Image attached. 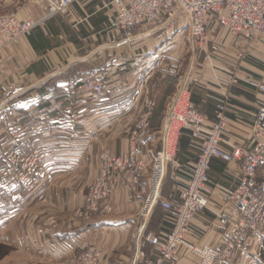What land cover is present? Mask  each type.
<instances>
[{"label": "crops", "instance_id": "crops-1", "mask_svg": "<svg viewBox=\"0 0 264 264\" xmlns=\"http://www.w3.org/2000/svg\"><path fill=\"white\" fill-rule=\"evenodd\" d=\"M113 1L77 0L66 13L55 15L19 45L0 53V131L19 133L13 142L16 151L38 149L41 153L32 195L27 198L33 197L34 207L37 201L49 207L47 211L33 208L31 220L20 221L26 225L24 230L17 228L1 243L28 253L36 264H65L72 254L89 246L106 249L101 264H149L156 259L158 251L138 239L147 176L133 190L121 179L106 202L111 212L93 215L89 220L79 218V214L90 185L100 177L101 154L128 157L135 148L137 159L148 162L149 151L160 150L165 120L186 80L192 104L207 114L209 122L215 121V110L229 94L226 114L230 126L222 143L227 151H231L230 146L249 148L255 116L264 110V95L258 91L264 85L263 41L253 42L241 59L245 45L234 47L236 41L225 31L211 30V48L207 49L212 52L211 58L193 57L185 64L184 38L177 36L174 43H159L154 37L158 25H150L147 30L141 27L142 33L135 31L139 28L125 32L118 29ZM46 3L0 0V16L17 7V11L24 9L22 12L40 17ZM233 76L239 81L237 85L230 83ZM87 78L103 79L105 94L81 97L78 89ZM53 99L62 102V111L54 113L48 123L37 124L38 112ZM147 112L151 113L147 131L133 143L136 124ZM96 133L100 137L92 141ZM10 137L9 133L2 137L5 155L10 153ZM200 151L191 131L182 129L165 199L181 200ZM209 174L210 183L204 191L209 207L196 217L189 235L197 247H215L228 234L218 218L233 211L229 193L241 179L237 163L219 159L212 161ZM40 181L49 182L44 191H38ZM13 191L23 197L26 193L20 187ZM160 220L158 230L149 227L145 235L170 233L173 225L163 216ZM65 223L68 227L63 226ZM259 237L264 238V231ZM250 243L253 238L247 241ZM246 253L238 252L237 264H250L253 257ZM169 264H199V260L181 251ZM256 264H264V260Z\"/></svg>", "mask_w": 264, "mask_h": 264}, {"label": "built area", "instance_id": "built-area-1", "mask_svg": "<svg viewBox=\"0 0 264 264\" xmlns=\"http://www.w3.org/2000/svg\"><path fill=\"white\" fill-rule=\"evenodd\" d=\"M72 2L73 0H63L54 8L56 11H63ZM113 6L117 14L115 22L118 29L131 31L136 27L158 25L156 39L162 44L177 36L183 38L187 32L189 39L194 41L195 50L205 52L209 32L217 29L224 30L231 39L237 41L264 38V0H114ZM36 26L33 21L20 20L15 13L1 16L0 53L17 43ZM184 29L187 30L183 34ZM210 58L211 55L208 59ZM259 91L264 95L263 84L259 86ZM78 93L85 98L101 97L105 94V82L99 78H87L79 86ZM62 108L61 101H50L38 112L37 124L48 123L53 114L62 111ZM225 115V104L222 103L217 108L214 123L209 127L208 116L192 104L185 89L175 96L163 129L162 149L148 153L149 162L155 161L156 172L149 184V197L142 206L143 213L145 212L143 217L150 220L158 205H161L167 212V220L173 225V230L163 238H149L151 246L158 251L156 259L149 264H167V261H172L181 251L197 258L199 264H237L236 256L245 246L244 241L252 238L248 234L249 229H256L263 220L264 110L257 112L255 131L248 149L233 147L231 151H227L222 147L223 136L228 128ZM147 124L148 121L136 126L133 143L147 131ZM184 128L192 132L201 151L187 189L182 193L181 201L175 204L162 200V187L169 164L175 159L179 136ZM99 137L96 133L91 140L96 141ZM40 157L38 149L33 150L31 160L34 169L40 162ZM214 158L229 164L240 163L241 179L239 185L229 193L233 211L218 218L220 226L228 228V234L215 247H196L190 242L189 235L195 217L209 207L204 191L209 184L208 173ZM145 163L137 159L135 148L128 157L104 152L99 158L100 177L92 183L86 197L84 208L87 216L96 215L101 209L107 213L112 211V207L106 204L110 191L121 179L131 185L136 183L140 172L145 170ZM259 169L263 171L261 174ZM102 254L101 250L88 247L80 253L72 254L67 264H100L103 261Z\"/></svg>", "mask_w": 264, "mask_h": 264}, {"label": "rangeland", "instance_id": "rangeland-1", "mask_svg": "<svg viewBox=\"0 0 264 264\" xmlns=\"http://www.w3.org/2000/svg\"><path fill=\"white\" fill-rule=\"evenodd\" d=\"M62 1L63 0H53V1L47 0L46 6L44 7L45 13L43 16H40L41 18L40 17H34V15H32V13H30V12H27V13H26V11L22 12V10H24V9L19 10V11H17V7L10 9L6 13L7 15H10L11 13H15V15H17V17L20 20H22L24 22H26L28 20L33 21L34 23L37 24V26L34 29H32L31 31H29L28 33H26L24 35V37L21 40H19L17 43L12 44L11 46L7 47L6 50L19 45L24 39H26L29 36V34L33 30L40 27V25H42L44 22L48 21L49 19L53 18L55 15L60 14V13H66L68 7L77 0H73V2L71 4H69V6L65 10L56 11L54 6L57 3H60ZM40 6H42V5H40ZM52 10L56 11V12H52ZM6 14L4 13L3 15H6ZM3 15H1V16H3ZM137 28H139V29H137ZM140 28L141 27H136L135 29H137V30H135V31L142 33L143 31H140ZM143 28H144L143 30L151 29L150 25L143 26ZM179 29H180V27L177 28L176 31H178ZM186 30L187 29H184L183 34L186 32ZM222 31H224V30H222ZM156 36H157V33L155 32L154 37L157 38ZM183 38L184 39H183L182 43H184V45H186L185 46L186 48L184 49L185 64H187L188 61L190 62L193 57L197 58L199 60H208L209 55L212 54L211 50L201 52V50L197 49L198 51H196L194 48V41H192L188 38L187 33H185ZM175 41H176V38L170 40L171 43H174ZM234 41H236V43L234 44V47L235 46L236 47H238V46L242 47L245 45L244 48H242V49H244L243 52L239 55V58L243 59L246 49L249 48L253 42H256V41H263L264 42V38H256V39H253L252 41H237V40H234ZM209 45L210 44L207 45V49H208V47H210ZM234 81H236V82H234ZM238 82L239 81L237 79H235L234 76H233L232 80L230 81L231 85H237ZM182 89H185L191 98L190 92L188 91V80L185 81V83L183 84V86L180 88L179 91H181ZM258 91H259V87H258ZM225 96H226L227 100H224L225 102L223 101L222 103L225 104V109L227 111L229 99H231V98H229V99L227 98L229 96V94H225ZM53 100H55V99H53ZM50 101H52V100H50ZM50 101H48V102H50ZM55 101H58V99ZM200 112H202V111H200ZM216 112H217V109L215 110L214 116H216ZM202 113H204V112H202ZM204 114H206V113H204ZM168 115H169V113H168ZM150 116H151L150 112H147L144 115H142L140 117L139 122L136 124V126H138L139 123H144V122L146 123L149 120ZM225 116L228 119V128H227V131L225 132V134H226L228 132L230 123H229V118L227 117V114ZM166 120H167V118H166ZM166 120H165V122H166ZM255 122H256V116H255L254 123H253V132L255 131L254 130L255 129V125H254ZM213 123H214V121L213 122L208 121L207 125L210 127ZM253 132H252V135H253ZM8 133L11 135V137L9 138L10 144L8 146V150H10V153L5 155V153H3L4 144H2V137H6L8 135ZM161 134L162 135H161V148H160V150L162 149L163 131ZM225 134H224V136H225ZM18 135H19L18 132H13V130L10 131V129H8V131H0V264L2 262H6V261H10L12 264H36L37 260H35V258L33 256L28 255V253L22 254V253H20V251L18 252V250H15L13 248L11 249L6 244L1 243V241H3L4 237L8 236L12 231L16 230L17 228L20 229L21 227H23V228H21V230H24V226H26V225L24 224V226H23V224H20V221H22L23 219L25 221H28V219L31 220V217H33V216H31V211L33 210V208L37 209V210H46V211H47V209H49L48 205L40 204V201H37V206L34 207L31 204L33 197L27 198L28 196L32 195V189L35 185L34 183L36 182V180H34L33 177H34V174H35V172L39 166V163L37 164L36 169H34L32 167V160H31V156H32V152H33L32 149L29 151L25 150L23 152H18L13 148V146H14L13 142L16 141V139H17L16 136L18 137ZM224 136H223V140H224ZM191 137H192L193 143L198 144L194 141L192 134H191ZM233 147H239V146H233ZM233 147L230 146V149L232 150ZM152 152H154V151H152ZM177 152H178V147H177ZM199 154L197 156V160L199 159V156H200ZM176 157H177V153L175 155V159H174L173 163L175 162ZM214 159H217V158H214ZM219 160L224 161L222 159H219ZM21 161H23V163ZM212 161H211V163H212ZM196 163H197V161H196ZM196 163H195V165H196ZM225 163H227V162H225ZM171 164L172 163L169 164V167H168V170L166 173V177H165L164 182H163V187H162V200L163 201H169V200L164 198L163 194H164L165 188L167 187V180L169 179V171L171 168L170 167ZM237 164L241 168V164L240 163H237ZM194 166H193V168H194ZM154 167H155V161L152 160L149 162V160H148V162L145 163V170L143 172H140L141 174L138 177L137 182L133 183L131 185L127 181L126 182V184L128 186L127 188L133 190L139 184L140 179L144 176L148 177L149 184H151V182L153 180L154 172H156V168H154ZM210 170H211V165H210ZM258 172L261 174V172H263V171H262V169H259ZM18 175H19V177H17ZM208 180L210 183V174L209 173H208ZM259 181H261V180L259 179ZM38 185L40 187L38 189V191H44L45 189L48 188L49 182L40 181ZM17 187L18 188L20 187V189H25L26 193L24 194V197L17 195L15 193V191H13ZM90 187H91V185H90ZM6 189H9V191H7ZM5 192H9V194H5ZM149 194H150V192H149V185H148L147 193H146L145 198L143 199L142 206H144V204L146 202L145 200H146V198L149 197ZM21 197H23L22 199H24V198H27V199L22 200ZM173 203L177 204L178 202H173ZM85 206H86V202L84 204V207ZM162 210H163L162 206L158 205L157 209L155 210V213L156 212L157 213L156 214L154 213V215L152 217L153 219L146 220L147 218L143 217L145 215V212L143 213L142 207L140 208L139 217L143 223V225H142L143 233H142V231L139 233L138 239L139 240L144 239L145 242L148 243L150 246H151V244L149 243V238L150 237H156V235H153V234L145 235L144 232L147 231L149 227L154 228L155 231L158 230L159 223H160V225L162 224V222L160 220L162 216L166 219V221H168L166 218L167 216H164V213H163L164 210L163 211ZM263 210H264V208H263ZM160 211H161V213H160ZM105 212H106L105 210L101 209L98 213H96V215L101 214V213L103 214ZM91 216H93V215H91ZM91 216H87L85 208H83L79 214V218H81V219L83 218L84 220H89L91 218ZM195 219H196V217H195ZM155 221H157V222H155ZM254 224H256V222H254ZM63 226L68 227L66 225V223L63 224ZM172 230H171V232H172ZM263 231H264V217H263V220L258 223L256 229L250 228L248 231L249 236L251 235L253 238V243L247 244V241H244L245 246L241 249L243 252L247 251L246 254L250 253L251 257H253V259L250 261V264H256V261L261 262L262 260H264L263 259L264 258V238L259 237L263 233ZM250 232H251V234H250ZM158 237L163 238L162 235L161 236L159 235ZM246 240H248V239H246ZM252 246H254V248H252ZM89 248H93V250L94 249L95 250H101L103 253L102 254L103 261L106 259L107 255L104 252V250L106 251V249H104V248L101 249V248L94 247V246H89ZM153 248L156 249V247H153ZM156 251H157V249H156ZM257 254H260V256L258 257ZM167 262H168L167 264H169L171 261H167ZM101 263L102 262H100V264ZM65 264H67V262Z\"/></svg>", "mask_w": 264, "mask_h": 264}, {"label": "trees", "instance_id": "trees-1", "mask_svg": "<svg viewBox=\"0 0 264 264\" xmlns=\"http://www.w3.org/2000/svg\"><path fill=\"white\" fill-rule=\"evenodd\" d=\"M162 211H163V210H162ZM163 213H164V216H167V212H164V211H163ZM162 215H163V214H162ZM166 218H167V217H166ZM167 222H168V221H167Z\"/></svg>", "mask_w": 264, "mask_h": 264}, {"label": "bare ground", "instance_id": "bare-ground-1", "mask_svg": "<svg viewBox=\"0 0 264 264\" xmlns=\"http://www.w3.org/2000/svg\"><path fill=\"white\" fill-rule=\"evenodd\" d=\"M197 247V246H196ZM177 257V256H176Z\"/></svg>", "mask_w": 264, "mask_h": 264}]
</instances>
